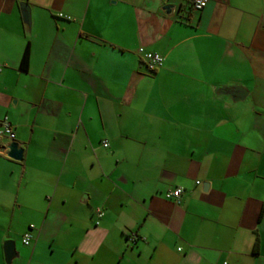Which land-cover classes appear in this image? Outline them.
<instances>
[{"label": "crops", "instance_id": "obj_1", "mask_svg": "<svg viewBox=\"0 0 264 264\" xmlns=\"http://www.w3.org/2000/svg\"><path fill=\"white\" fill-rule=\"evenodd\" d=\"M22 1L0 0L24 148L0 136V264L8 240L12 264H264V0H25L30 27Z\"/></svg>", "mask_w": 264, "mask_h": 264}, {"label": "built area", "instance_id": "obj_2", "mask_svg": "<svg viewBox=\"0 0 264 264\" xmlns=\"http://www.w3.org/2000/svg\"><path fill=\"white\" fill-rule=\"evenodd\" d=\"M208 2L209 0H191L192 9L194 11H201L205 8ZM139 53L142 55L144 61L146 62L148 68L151 71H156L164 63V57L159 53L146 51L143 47H140ZM0 136H7L12 141L16 140V132L8 116H5L0 123ZM103 145L105 147H108L109 142L107 140H104ZM183 193H184V189L182 187H176L174 189L168 190L166 192V196L168 198L179 201ZM103 216H104V209L101 207L97 208L96 209V217L98 219L97 223H99V220ZM31 238H32V234L30 232H27L24 235V242L26 244H29Z\"/></svg>", "mask_w": 264, "mask_h": 264}, {"label": "water", "instance_id": "obj_3", "mask_svg": "<svg viewBox=\"0 0 264 264\" xmlns=\"http://www.w3.org/2000/svg\"><path fill=\"white\" fill-rule=\"evenodd\" d=\"M21 8H22V14L24 22L27 26H31L32 24V15H31V7L29 3L25 0L21 2ZM174 8V5L168 4L165 6V9L168 12H171V10ZM9 152L8 156L15 159V160H22L24 156V148L19 145V143L14 140L12 141L8 146ZM5 249V256H6V263L12 264L14 258H16L19 254L16 250V244L13 240H8L5 243L4 246Z\"/></svg>", "mask_w": 264, "mask_h": 264}, {"label": "trees", "instance_id": "obj_4", "mask_svg": "<svg viewBox=\"0 0 264 264\" xmlns=\"http://www.w3.org/2000/svg\"><path fill=\"white\" fill-rule=\"evenodd\" d=\"M29 59H30V46L28 44L26 49H25V51H24L23 58H22V61H21V67L23 69H27L28 68Z\"/></svg>", "mask_w": 264, "mask_h": 264}]
</instances>
